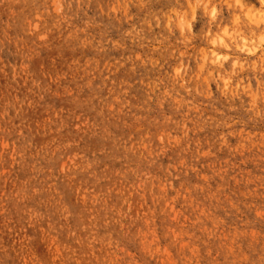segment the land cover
Instances as JSON below:
<instances>
[{
	"label": "rangeland",
	"instance_id": "obj_1",
	"mask_svg": "<svg viewBox=\"0 0 264 264\" xmlns=\"http://www.w3.org/2000/svg\"><path fill=\"white\" fill-rule=\"evenodd\" d=\"M119 2L0 0V247L50 254L51 233L92 264H264V118L215 85L204 104L169 90L147 31L167 6L129 22Z\"/></svg>",
	"mask_w": 264,
	"mask_h": 264
},
{
	"label": "clouds",
	"instance_id": "obj_2",
	"mask_svg": "<svg viewBox=\"0 0 264 264\" xmlns=\"http://www.w3.org/2000/svg\"><path fill=\"white\" fill-rule=\"evenodd\" d=\"M153 3L167 6L151 16L147 31L159 30L148 42L155 57L175 62L167 77L169 90H182L204 104L216 100L210 90L215 85L229 100L250 97L247 110L264 118V0H121L111 11L130 22L129 5L144 9ZM144 31L132 26L128 35ZM189 61L195 62L194 69ZM52 239L49 233L41 241L53 249L50 254L37 252L35 237L0 247V264H92L66 245L56 252Z\"/></svg>",
	"mask_w": 264,
	"mask_h": 264
},
{
	"label": "bare ground",
	"instance_id": "obj_3",
	"mask_svg": "<svg viewBox=\"0 0 264 264\" xmlns=\"http://www.w3.org/2000/svg\"><path fill=\"white\" fill-rule=\"evenodd\" d=\"M125 49V48H124ZM102 58V57H101ZM91 59V58H90ZM97 62V61H96ZM195 65V64H194ZM98 70V69H97ZM113 72V71H112ZM114 81V80H113ZM92 83V82H91ZM172 83V82H171ZM63 109V108H62ZM178 110V109H177ZM5 111V110H4ZM6 113V112H5ZM8 113V112H7ZM11 120V119H10ZM62 121V120H61ZM179 125V124H178ZM195 127V126H194ZM11 137V136H10ZM13 142V141H12ZM6 145V144H5ZM12 147V146H11ZM16 148V147H15ZM24 150V149H23ZM38 155V154H37ZM14 158V157H13ZM37 158V157H36ZM51 160V159H50ZM39 162V161H38ZM22 166V165H21ZM19 171V170H18ZM34 171V170H33ZM43 171V170H42ZM32 180V179H31ZM40 193V192H39ZM29 197V196H28ZM46 206V205H45ZM229 208V207H228ZM224 209V208H223ZM41 212V211H40ZM36 215V214H35ZM80 215V214H79ZM78 215V216H79ZM227 217V216H225ZM17 221V220H16ZM14 226V225H13ZM16 235V234H15ZM1 246V245H0ZM3 248V247H2ZM263 257V256H262ZM250 264V263H249Z\"/></svg>",
	"mask_w": 264,
	"mask_h": 264
}]
</instances>
